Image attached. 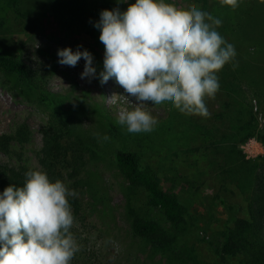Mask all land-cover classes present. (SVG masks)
<instances>
[{"label": "rangeland", "instance_id": "374dc122", "mask_svg": "<svg viewBox=\"0 0 264 264\" xmlns=\"http://www.w3.org/2000/svg\"><path fill=\"white\" fill-rule=\"evenodd\" d=\"M165 2L179 13L199 7L219 18L216 30L234 46L235 57L217 73L215 95L205 98L208 116L149 108L146 114L157 126L151 135L138 136L116 122L118 113L135 102L122 95L114 79L102 85L95 78L82 80V58L71 67L58 64L56 55L58 48L80 46L101 70L103 45L92 24L101 10H124L127 4L0 0V52L18 57L34 72L24 81L0 71V138L12 137L8 153L0 150V162L41 170L75 191L69 197L80 209L73 222L79 249L74 256L84 264L244 263L242 255L219 256L217 246L226 228L235 230L234 221L226 223L227 205L237 221L252 225V196L264 177V143L258 137L264 133V0H241L234 10L217 0ZM54 111L67 122L57 164L43 154ZM248 132L254 134L245 138ZM119 149L135 152L141 166L155 170L161 188L188 209L191 225L175 232L166 250L130 231L137 214L162 220L143 210V193L132 191L119 171Z\"/></svg>", "mask_w": 264, "mask_h": 264}, {"label": "clouds", "instance_id": "9594fccd", "mask_svg": "<svg viewBox=\"0 0 264 264\" xmlns=\"http://www.w3.org/2000/svg\"><path fill=\"white\" fill-rule=\"evenodd\" d=\"M241 0H217L236 9ZM127 7L103 9L92 26L103 45L102 69L77 46L57 49V63L74 67L79 78L102 85L110 78L135 106L121 110L116 122L129 134L151 135L157 124L147 110L167 107L184 115H209L205 98L218 90L217 73L235 57L234 46L216 30L222 21L193 7L178 13L165 0H117ZM107 139V137H105ZM60 179L41 170L24 173L22 185L0 191V264H71L79 250L70 232L74 217Z\"/></svg>", "mask_w": 264, "mask_h": 264}, {"label": "trees", "instance_id": "16d2710c", "mask_svg": "<svg viewBox=\"0 0 264 264\" xmlns=\"http://www.w3.org/2000/svg\"><path fill=\"white\" fill-rule=\"evenodd\" d=\"M174 10L178 12L176 8ZM0 71L14 75L24 81H30L34 77L33 70L24 64L21 59L6 56L2 52H0ZM50 123L51 128L50 131L46 132V147L43 150V154L47 161L57 164L63 155L61 132L67 128V122L61 112L54 111L51 114ZM250 133L254 134V132H248L245 134V138ZM258 137L264 143V133L258 135ZM11 139L12 137L7 136L0 138V142L5 141L3 145L0 144L2 152L8 153L9 150L6 145ZM115 162L130 189L143 193V210L148 212L155 211L162 220L160 222L143 214H137L130 220L132 235L148 240L155 248L166 250L168 244L173 241V234L175 232L183 233L186 231V227L191 225V217L187 207L173 192L161 188L155 170L148 165L141 166L135 152L119 149L115 152ZM26 171L28 170L17 169L0 162V191H3L10 184L22 185ZM47 171L49 172V169ZM69 204L72 215L75 218L80 211L78 201L74 198H69ZM250 206L251 226H248V223L246 224L243 221H237L234 208L231 205L226 206L228 213L226 223L234 221L235 230L226 228L222 241L217 246V253L221 257L222 255L229 257L242 255L243 264H264V237L261 236L264 228V177L257 181ZM165 225L171 230L166 228ZM73 231L74 226L72 225L70 232L73 233ZM71 264H84V262L73 256Z\"/></svg>", "mask_w": 264, "mask_h": 264}]
</instances>
